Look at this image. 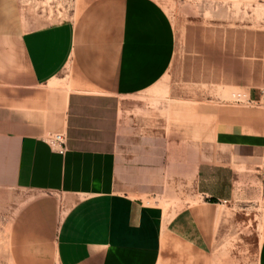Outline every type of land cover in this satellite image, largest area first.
I'll list each match as a JSON object with an SVG mask.
<instances>
[{"label":"crops","instance_id":"0c3cea01","mask_svg":"<svg viewBox=\"0 0 264 264\" xmlns=\"http://www.w3.org/2000/svg\"><path fill=\"white\" fill-rule=\"evenodd\" d=\"M174 53L156 0H0V264L226 263L234 167L258 178L264 133L256 112L188 101L171 110L185 140L131 128Z\"/></svg>","mask_w":264,"mask_h":264},{"label":"rangeland","instance_id":"374dc122","mask_svg":"<svg viewBox=\"0 0 264 264\" xmlns=\"http://www.w3.org/2000/svg\"><path fill=\"white\" fill-rule=\"evenodd\" d=\"M156 1L174 29V58L158 89L130 100L124 115L130 127L137 128V119L145 117L151 128L162 127L163 144L185 140L171 134L170 123L180 116L171 111L176 102L188 101L194 108L256 112L264 133V0ZM137 100L142 110L133 103ZM262 165L258 178L252 167H234V215L220 225L215 240V253L225 257V264H257L264 235V161Z\"/></svg>","mask_w":264,"mask_h":264},{"label":"built area","instance_id":"2783aa9c","mask_svg":"<svg viewBox=\"0 0 264 264\" xmlns=\"http://www.w3.org/2000/svg\"><path fill=\"white\" fill-rule=\"evenodd\" d=\"M240 97H241L240 95H237V100ZM50 138L54 142H56L57 144H59V145H62L64 143V136H63V134H53V135L50 136Z\"/></svg>","mask_w":264,"mask_h":264}]
</instances>
